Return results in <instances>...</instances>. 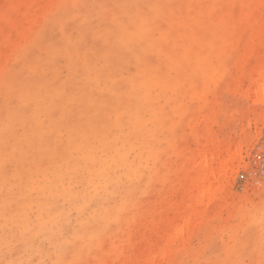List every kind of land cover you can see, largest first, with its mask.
I'll return each mask as SVG.
<instances>
[{
    "label": "rangeland",
    "instance_id": "1",
    "mask_svg": "<svg viewBox=\"0 0 264 264\" xmlns=\"http://www.w3.org/2000/svg\"><path fill=\"white\" fill-rule=\"evenodd\" d=\"M263 76L264 0H0V264H264Z\"/></svg>",
    "mask_w": 264,
    "mask_h": 264
},
{
    "label": "bare ground",
    "instance_id": "2",
    "mask_svg": "<svg viewBox=\"0 0 264 264\" xmlns=\"http://www.w3.org/2000/svg\"><path fill=\"white\" fill-rule=\"evenodd\" d=\"M263 77H264V76H263ZM143 79H144V78H143ZM144 81H145L146 85H150V80H147V79H146V80H144ZM151 84H153V83H151ZM261 85L264 86V79H263ZM263 86H260V88H261V89L264 88ZM31 97H32V95H31ZM33 99H34V97H33ZM33 99H31V100L33 101ZM33 105H34V104H33ZM34 110H35V109H34ZM114 117H115V116H114ZM75 135H76V134H75ZM72 138H73V137H72ZM74 138L76 139L75 136H74ZM78 138H79V137H78ZM80 139L82 140V138H80ZM72 140H74V139H72ZM70 141H71V140H70ZM75 141H76V140H75ZM77 141H80V140H77ZM77 141H76V142H77ZM73 142H74V141H72V143H73ZM106 142H107V141H106ZM79 143H80V142H79ZM110 143H111V141H110ZM70 144H71V143H70ZM102 144H103V143H102ZM107 144H108V143H107ZM107 144H106V145H107ZM77 145H78V143H77ZM103 145L106 147L105 144H103ZM103 145H102V146H103ZM109 145H111V144H109ZM109 145H108V146H109ZM71 146H72V145H71ZM72 147H73L72 149H74V143H73V146H72ZM77 147H78V146H77ZM105 147H104V148H105ZM75 148H76V146H75ZM100 148H101V147H100ZM104 148H103V149H104ZM112 148H113V147H112ZM238 149H239V148L234 149V150L230 149V155L227 154V158H229V159H234L235 154H238V151H239ZM94 150H96V148H94ZM105 150H107V149H105ZM105 150H104V151H105ZM108 150H109V149H108ZM108 150H107V151H108ZM121 150H122V149H121ZM72 151H73V150H71V152H72ZM117 151H119V150H117ZM122 151H123V150H122ZM122 151H121V152H122ZM93 152H94V151H93ZM115 152H116V151H115ZM112 153H113V152H112ZM106 154H107V153H105V155H106ZM119 154H120V153H119ZM92 155H93V154H92ZM112 155H113V154H112ZM117 155H118V153H117ZM228 155H229V157H228ZM70 156H71L72 158H74L73 155H70ZM82 156H83V155H82ZM82 156H80V157L82 158ZM77 157H78V156H76V159H77ZM80 157H78V158H80ZM91 157H92V156H91V149H89V150L85 153V155L83 156V158H84V160H85V158L88 159V158H91ZM114 157H115V156H114ZM65 158H66V157H65ZM81 158H80V160L83 161V158H82V159H81ZM106 158H108V157H106ZM115 158H116V157H115ZM74 159H75V158H74ZM96 159H97V158H96ZM50 160H51V159H50ZM63 160H64V159H63ZM67 160H69V159H67ZM67 160H66V161H67ZM77 160H78V159H77ZM108 160H109V159H108ZM69 161H70V160H69ZM75 161H76V160H75ZM95 162H96V161H95ZM100 162H101V161H100ZM72 163H74V162L72 161ZM72 163H71V164H72ZM76 163H77V162H76ZM82 163H83V162H81V164H82ZM87 163H88V162H87ZM87 163H86V164H87ZM127 163H128V162H127ZM79 164H80V163H78V165H79ZM94 164H95V163H94ZM102 164H103V163H102ZM62 165H63V164H62ZM62 165H61V166H62ZM88 165H89V164H88ZM64 166H65V165H63V167H64ZM68 166H69V165H68ZM89 166H90V165H89ZM131 166H132V165H131ZM58 167H60V166H58ZM135 167H136V166H135ZM70 168H71V167H70ZM81 168H82V167H81ZM87 168H88V167H87ZM66 169H67V168H66ZM68 169H69V168H68ZM68 169H67V170H68ZM79 169H80V168H78V170H79ZM133 169H134V168H133ZM60 170L63 171V168L60 169ZM85 170H87V169H84V171H85ZM129 170H130V169H129ZM134 170H135V169H134ZM58 171H59V170H58ZM76 171H77V169H76ZM59 172H60V171H59ZM82 172H83V171H82ZM136 172H137V171H136ZM53 173H54V172H53ZM63 173H64V172H63ZM83 173H84V172H83ZM56 174H57V173H56ZM59 174H60V173H59ZM64 174H66V173H64ZM67 174H68V173H67ZM77 175H78V174H77ZM78 176H79V175H78ZM82 176H83V175H82ZM86 176L88 177V175H86ZM54 177H55V176H54ZM50 178H51V176H50ZM55 178H56V177H55ZM58 178H59V177H57V179H58ZM60 178H61V177H60ZM79 178H81V177H79ZM88 178H89V177H88ZM88 178L85 177V179H88ZM51 179H52V178H51ZM81 179H84V178H81ZM201 179H202V178H201ZM44 180H45V179H44ZM61 180H62V179H61ZM64 180H65V178H64ZM64 180H62V181H64ZM76 180H77V179H76ZM52 181H53V179H52ZM55 181H56V180H55ZM77 181H79V180H77ZM53 182H54V181H53ZM53 182H52V183H53ZM57 182H58V181H56L55 183H57ZM66 182H67V181H66ZM62 183H64V182H62ZM78 183H79V182H78ZM83 183H84V182H83ZM85 183H86V182H85ZM85 183H84V184H85ZM70 184H71V183H70ZM84 184H82V185H84ZM53 185L56 186V184H53ZM66 185H67V184H66ZM80 185H81V184L79 183V186H80ZM82 185H81V189H83ZM35 187H36V186H35ZM64 187H65V186H64ZM71 187H72V185H71ZM213 187H214V186H213ZM213 187H210V185L207 186L206 188L204 187V188H203L204 190L201 191L202 194L200 195V197H202L203 194H205L206 196H207V195L209 196V195H210L209 192H210L211 189H212V192H213V189H214ZM30 188H31V187H30ZM55 188H56V187H55ZM79 188H80V187H79ZM88 188H89V187H88ZM45 189H46V188H45ZM48 189H49V188H48ZM53 189H54V187H53ZM56 189H57V188H56ZM63 189H64V188H63ZM77 189H78V188H77ZM84 189H86V188H84ZM27 190H29V189H27ZM37 190H40V189H37ZM58 190H59V189H58ZM33 191H34V190H33ZM59 191H60V190H59ZM62 191H63V190H62ZM64 191H66V190H64ZM76 191H77V190H76ZM85 191H86V190H85ZM28 192H29V191H28ZM57 192H58V191H57ZM66 192H67V191H66ZM80 192H81V191H80ZM29 193H31V195H32L33 192H29ZM40 193H41V192H40ZM46 193H47V192H46ZM61 193H63V192H61ZM71 193H72V192H71ZM74 193H75V192H74ZM74 193H73V195H75ZM77 193H79V192H77ZM86 193H87V192H86ZM91 193H92V191H91ZM13 194H14V193H13ZM13 194H12L11 196H13ZM63 194H64V193H63ZM68 194H69V193H68ZM68 194H67V195H68ZM28 195H30V194H27V196H28ZM47 195L50 196V194H47ZM59 195H60V194H59ZM64 195H65V194H64ZM205 195H204V196H205ZM36 196H37V197L39 196V195L37 194V192H36ZM41 196H43V195H41ZM60 196H62V195H60ZM79 196H80V193H79ZM79 196H78V197H79ZM83 196H85V195L83 194ZM83 196H82V198H83ZM33 197H34V196H33ZM51 197H52V196H51ZM62 197H63V196H62ZM70 197H71V196H70ZM47 198H48V197H47ZM57 198H58V197H57ZM66 198H67V197H66ZM51 199H52V198H51ZM55 199H56V198H55ZM55 199H54V201H56ZM34 200H35V199H34ZM34 200H33V201H34ZM42 200H43V199H42ZM49 200H50V199H49ZM49 200H48V201H49ZM69 200H70V198H69ZM80 200H81V197H80ZM85 200H86V199H85ZM33 201H32V202H33ZM45 201H47V200H45ZM81 201H82V200H81ZM34 202H35V201H34ZM34 202H33V203H34ZM71 202H72V201H71ZM76 202H78V201H76ZM76 202H75V203L73 202L74 205L76 204ZM84 202H85V201H84ZM44 203H45V202H44ZM69 203H70V202H69ZM96 203H97V202H96ZM96 203H95V204H96ZM42 204H43V203H42ZM45 204H47V203H45ZM45 204H44V205H45ZM56 204H57V203H56ZM29 205H30V204H29ZM50 205H51V204H50ZM98 205H99V203H98ZM98 205H97V206H98ZM38 206H39V205H38ZM53 206H54V205H53ZM71 206H72V205H71ZM76 206H77V205H76ZM78 206H79V205H78ZM92 206H93V205H92ZM34 207H36V206L34 205ZM49 207H52V206H49ZM84 207H85V206H84ZM98 207H99V206H98ZM56 208H57V207H56ZM68 208H69V207H68ZM68 208H67V209H68ZM73 208H75V206H74ZM87 208H88V207H87ZM100 208H101V207H99V209H100ZM58 209H59V208H58ZM67 209H66V210H67ZM70 209H71V208H70ZM93 209H94V208H93ZM68 210H69V209H68ZM85 210H86V209H85ZM50 211H52V210H50ZM53 211H54V210H53ZM64 211H65V210H64ZM91 211H92V210H91ZM56 212H57V211H56ZM65 212H68V211H65ZM95 212H96V211H95ZM57 213H59V211H58ZM97 213H98V212H97ZM63 214H64V213H63ZM69 214H70V213H69ZM91 214H92V213H91ZM95 214H96V213H95ZM68 216H69V215H68ZM87 216H88V215H87ZM94 216H95V215H94ZM56 217H57V216H56ZM59 217H60V216H59ZM99 217H100V215H99ZM20 218L22 219V217H20ZM26 218H27V217H26ZM23 219H24V218H23ZM50 219H51V218H50ZM59 219H60V218H59ZM85 219H86V218H85ZM87 219H88V218H87ZM25 220H26V219H25ZM89 220H91V219H89ZM19 221H20V219H19ZM29 222H30V221H29ZM18 223H19V222H18ZM23 223H24V222H23ZM89 223H91V222H89ZM89 223H88V224H89ZM19 225H20V224H19ZM38 225H40V224L38 223ZM17 226H18V224H17ZM21 226H23V224H22ZM32 229H33V228H32ZM30 231H31V230H30ZM34 231H35V230H34ZM23 232H24V231H23ZM27 232H28V230H27ZM33 233H34V232H33ZM31 235H32V234H31Z\"/></svg>",
    "mask_w": 264,
    "mask_h": 264
},
{
    "label": "built area",
    "instance_id": "3",
    "mask_svg": "<svg viewBox=\"0 0 264 264\" xmlns=\"http://www.w3.org/2000/svg\"><path fill=\"white\" fill-rule=\"evenodd\" d=\"M254 162L256 163L260 173L264 176V139L257 147V151L254 154Z\"/></svg>",
    "mask_w": 264,
    "mask_h": 264
}]
</instances>
